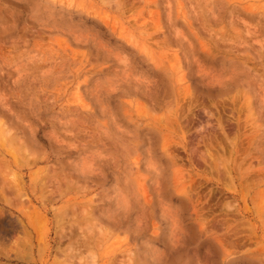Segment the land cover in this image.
Instances as JSON below:
<instances>
[{"label": "rangeland", "instance_id": "1", "mask_svg": "<svg viewBox=\"0 0 264 264\" xmlns=\"http://www.w3.org/2000/svg\"><path fill=\"white\" fill-rule=\"evenodd\" d=\"M0 122V264H264V0H0Z\"/></svg>", "mask_w": 264, "mask_h": 264}, {"label": "bare ground", "instance_id": "2", "mask_svg": "<svg viewBox=\"0 0 264 264\" xmlns=\"http://www.w3.org/2000/svg\"><path fill=\"white\" fill-rule=\"evenodd\" d=\"M181 3H182V1H181ZM120 6H121V5H120ZM246 10H247V9H246ZM169 16H170V15H169ZM103 20H104V19H103ZM242 20H243V19H242ZM106 22H107V21H106ZM154 23H155V22H154ZM156 24H157V23H156ZM244 25H245V24H244ZM247 29H248V28H247ZM114 30H115V29H114ZM254 31H255V30H254ZM121 32H122V31H121ZM235 32H236V31H235ZM232 58H233V57H232ZM177 67H178V66H177ZM49 70H50V69H49ZM0 123H1V122H0ZM3 126H4V125H3ZM3 126L0 127V136H1V138H4V139H5V138L8 137V135L10 134V131L8 130L7 127H3ZM10 129H11V128H10ZM8 131H9V133H8ZM12 134H13V133H12ZM14 135H15V134H14ZM13 137H14V136H13ZM18 137H19V136H18ZM11 138H12V137H11ZM16 138H17V137H16ZM7 139H8V138H7ZM14 140H15V139H14ZM2 141H4V140L2 139ZM10 141H11V139H10ZM14 142H15V141H14ZM11 143H12V142H11ZM21 143H22V142H21ZM71 145H72V144H71ZM22 150H23V149H22ZM25 150H26V149H25ZM12 151H13V150H12ZM9 153H10V152H9ZM28 154H29V153H28ZM29 155H30V154H29ZM15 156H16V155H15ZM90 156H91V155H90ZM90 156H89V157H90ZM13 157H14V156H13ZM25 157H26V156H25ZM31 158H32V157H31ZM6 162H7V161H6ZM22 164H23V163H22ZM84 165H85V164H84ZM82 166H83V165H82ZM11 171H12V170H11ZM18 174H19V172H18ZM48 174H49V173H48ZM20 177H21V174H20ZM46 178H47V177H46ZM48 179H49V178H48ZM62 179H63V178H62ZM13 180H14V179H13ZM51 180H52V179H51ZM64 180H65V179H64ZM18 181H20V178H19ZM21 181H23V180H21ZM14 182H15V181H14ZM14 182H12V183H14ZM23 182H24V181H23ZM43 182H44V181H43ZM56 182H57V181H56ZM56 182H55V183H56ZM16 183H17V181H16ZM22 184H23V183H22ZM10 185H11V184H10ZM13 185H14V184H13ZM15 185L17 186V184H15ZM20 185H21V184H20ZM23 185H24V184H23ZM21 186H22V185H21ZM21 186H20V188H22ZM41 186H43V185H41ZM61 187H62V186H61ZM142 187H143V186H142ZM13 188L15 189V187H13ZM13 188H12V189H13ZM16 188H17V187H16ZM17 189H18V188H17ZM18 190H19V189H18ZM18 190H17V191H18ZM10 191H11V190H10ZM15 191H16V189H15ZM58 191H59V190H58ZM53 192H54V191H53ZM14 193H15V192H14ZM24 193H25V192H24ZM56 194H57V193H56ZM59 194H60V193H59ZM22 195H23V194H22ZM24 196L26 197V195H24ZM0 197H2V195H1ZM13 197H14V196H13ZM50 197H51V196H50ZM60 197H61V196H60ZM47 198H48V197H47ZM51 198H52V197H51ZM71 198H72V197H71ZM22 199H23V198H22ZM56 199H57V198H56ZM19 200H20V199H19ZM47 200H48V199H47ZM122 200H123V199H122ZM23 201H24V200H23ZM23 201H22V202H23ZM30 201H31V199H30ZM84 201H85V200H84ZM93 201H94V200H93ZM26 202H27V201H26ZM23 204H24V203H23ZM29 205H30V204H29ZM44 206H45V205H44ZM28 207H29V206H28ZM31 207H32V206H31ZM58 209H59V208H58ZM29 210H30V209H29ZM86 210H87V209H86ZM86 210H85V212H86ZM3 211H4V213H5L6 210H3ZM11 211H12V210H11ZM11 211H10V213H12ZM66 211L68 212V210H66ZM72 211H73V210H72ZM76 211H77V210H76ZM85 212H84V213H85ZM8 213H9V212H8ZM13 213H14V212H13ZM35 213H36V212H35ZM12 215H13V214H12ZM16 215H17V214H16ZM4 216H5V215H4ZM66 216H67V215H66ZM71 216H72V215H71ZM2 217H3V216H2ZM12 217H13V216H12ZM19 217H20V216H19ZM41 218H42V217H41ZM17 219H18V221H19V218H18V217H17ZM20 219H21V218H20ZM40 220H41V219H40ZM43 220H44V219H43ZM5 221H6V220H5ZM15 221H16V220H15ZM20 222H22V221H20ZM20 222H19V223H20ZM58 222H59V221H58ZM61 222H62V221H61ZM6 223H7V222H6ZM15 223H16V222H15ZM73 223H74V222H73ZM20 224H21V223H20ZM56 224H57V223H56ZM1 225H2V224H1ZM1 225H0V226H1ZM17 225H18V224H17ZM44 225H45V224H44ZM18 226H19V225H18ZM8 227H9V226H8ZM11 227H12V225H11ZM11 227H10V228H11ZM15 227H16V226H15ZM65 227H66V226H65ZM89 228H90V227H89ZM20 229H21V228H20ZM99 230H100V229H99ZM62 231H63V230H62ZM15 232H16V231H15ZM0 233H1V232H0ZM71 233H72V232H71ZM100 233H101V232H100ZM107 233H108V232H107ZM28 234H29V233H28ZM0 235H1V234H0ZM61 235H62V234H61ZM84 235H85V234H84ZM1 236H2V235H1ZM63 236H64V235H63ZM101 236H102V235H101ZM110 237H111V236H110ZM3 238H4V237H3ZM85 238H86V237H85ZM108 238H109V237H108ZM7 239H8V238H7ZM9 239H10V238H9ZM21 239H22V238H21ZM60 239H61V237H60ZM62 239H63V238H62ZM80 239H81V238H80ZM4 240H6V239H4ZM28 240H29V239H28ZM81 240H82V239H81ZM107 240H108V239H107ZM9 241H10V240H9ZM16 241H17V240H16ZM19 241H20V240H19ZM6 242H7V241H6ZM60 242H61V241H60ZM98 242H99V241H98ZM3 243H4V241H3ZM7 243H8V245H9V242H7ZM99 243H100V242H99ZM1 244H2V242H1ZM15 244H16V243H15ZM20 244H22V243H20ZM90 244H91V243H90ZM97 244H98V243H97ZM24 245H26L25 242H24ZM1 246H2V245H1ZM9 246H10V245H9ZM13 246H14V244H13ZM15 246H16V245H15ZM3 247H4V246H3ZM3 247H1V248H3ZM5 247H6V246H5ZM7 247H8V246H7ZM7 247H6V249H7ZM27 247H28V248H27L28 250H29V249L31 250V247H29V246H27ZM74 247H75V246H74ZM82 247H83V246H82ZM87 247H88V246H87ZM100 247H101V246H100ZM12 248H13V247H12ZM15 248H17V247H15ZM24 248H25V247H24ZM24 248H23V249H24ZM68 248H69V247H68ZM72 248H73V247H72ZM3 249H4V248H3ZM13 249H14V248H13ZM13 249H12V250H13ZM107 249H108V247H107ZM18 250H19V249H18ZM30 250H29V251H30ZM72 250H74V248L71 249V251H72ZM21 251H22V249H21ZM62 251H63V250H62ZM64 251H65V250H64ZM105 251H106V250H105ZM6 252H7V250H6ZM13 252H14V255H15L16 257H19V256H18L19 254H18V253H15V252H16L15 250H14ZM18 252H19V251H18ZM26 252H27V251H26ZM26 252H25L24 256H27V255H28V252H27V254H26ZM31 252H32V251H31ZM1 253H2V255L4 254V252H1ZM20 253H22V252H20ZM63 253H64V252H63ZM33 254H34V253H33ZM29 255H30V254H29ZM29 255H28V256H29ZM31 255H32V254H31ZM4 256H5V255H4ZM10 256H11V255H10ZM10 256H9V255H6L5 257H6V258H9ZM74 256H75V255H74ZM78 256H79V255H78ZM27 258H28V257H27ZM30 258H31V257H30ZM72 258H73V255H72ZM130 259H131V258H130ZM130 259H129V260H130ZM19 260H20V259H19ZM21 260H25V259H23V256H22V259H21ZM28 260H29V259H28ZM16 261H17V260H16ZM69 261H70V260H69ZM17 262H18V261H17ZM26 262H27V261H26ZM29 262H30V261H29ZM33 262H34V261H33ZM121 262H122V261H121ZM127 263H128V262H127ZM127 263H126V264H127ZM29 264H30V263H29ZM118 264H119V263H118ZM129 264H130V263H129Z\"/></svg>", "mask_w": 264, "mask_h": 264}]
</instances>
